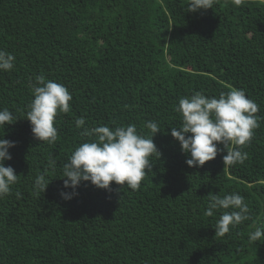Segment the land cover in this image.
Instances as JSON below:
<instances>
[{"label": "trees", "instance_id": "trees-1", "mask_svg": "<svg viewBox=\"0 0 264 264\" xmlns=\"http://www.w3.org/2000/svg\"><path fill=\"white\" fill-rule=\"evenodd\" d=\"M188 0H0V50L15 57L0 71V109L17 117L0 128L19 178L0 199V264H264V0H215L212 9L188 12ZM43 75L72 96L57 113L53 144L31 133L26 105L30 84ZM242 89L259 105V127L243 164L225 166L221 151L189 167L170 135L181 116L179 99ZM85 125L78 128L77 118ZM160 156L137 190L111 182L97 189L82 182L70 200L60 196L63 165L92 137L84 128L134 124ZM223 149L222 144L217 145ZM235 147V146H234ZM55 161L50 165L49 161ZM50 183L42 194L35 178ZM238 193L249 219L223 236L204 213L211 195ZM19 194V195H17Z\"/></svg>", "mask_w": 264, "mask_h": 264}, {"label": "clouds", "instance_id": "clouds-1", "mask_svg": "<svg viewBox=\"0 0 264 264\" xmlns=\"http://www.w3.org/2000/svg\"><path fill=\"white\" fill-rule=\"evenodd\" d=\"M242 0H234L239 6ZM215 0H188V12L202 9H212ZM15 67V57L0 50V71H10ZM33 99L26 105L25 113L31 126V133L40 142L53 144L58 137L54 127L57 113H68L72 96L68 89L53 80H46L43 75L35 78L30 84ZM174 111L180 114L179 127H171L170 135L179 143L183 154L190 156L185 163L189 167H201L205 162L213 160L218 153L226 150L222 156L225 166L243 164L247 153L240 147L249 143L253 131L258 128L259 119L255 115L259 105L249 99L242 89L233 88L221 92L218 97H206L200 91H194L191 96L179 99ZM17 117L8 108L0 109V128L13 124ZM78 128L85 125L83 117L77 118ZM145 127L150 130V136L137 132L134 124L110 129L107 125L91 129L84 128L81 135L93 139L81 143L63 165V188H71V192L61 191L64 200H70L78 193L76 188L82 182H90L97 189H110L111 182L125 186L131 190L139 189L141 181L151 171L150 157L160 156L152 137L159 132L156 122L148 121ZM223 145V149L218 148ZM235 146V147H234ZM15 147L14 141L0 137V199L10 194V188L19 175L11 166H5V161L11 159L9 149ZM50 165L55 161L50 160ZM50 178L39 174L34 181L33 190L42 194ZM19 195V194H17ZM214 210L221 211L215 225V235L223 236L235 227L249 219V207L244 197L238 193L211 195L205 215L212 217ZM264 238V229L257 228L249 234V241L255 242Z\"/></svg>", "mask_w": 264, "mask_h": 264}]
</instances>
